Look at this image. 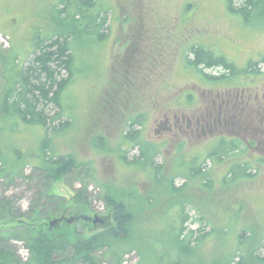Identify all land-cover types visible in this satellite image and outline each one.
Returning <instances> with one entry per match:
<instances>
[{"label":"rangeland","instance_id":"rangeland-1","mask_svg":"<svg viewBox=\"0 0 264 264\" xmlns=\"http://www.w3.org/2000/svg\"><path fill=\"white\" fill-rule=\"evenodd\" d=\"M60 4L0 0V56L27 62L38 30L67 32L77 67L63 93L70 124L50 144L81 167L48 178L35 168L39 126L0 132L10 164L18 163L16 148L35 161L0 175V198L11 199L14 218L77 239L114 224L110 202L124 201L132 235L122 245L130 246L122 264H264V10L245 21L225 0H96L95 12L108 19L99 38L63 24ZM195 46L227 66H192ZM4 68L0 60V94ZM139 115L136 142L126 133ZM222 139L239 147L212 154ZM82 191L87 207L79 212L73 200ZM57 218L63 219L52 223ZM181 223L185 232L201 225L200 233L214 232L176 263ZM15 225L1 242L26 261L30 251L17 234L24 227ZM97 255L114 264L106 247Z\"/></svg>","mask_w":264,"mask_h":264},{"label":"trees","instance_id":"trees-1","mask_svg":"<svg viewBox=\"0 0 264 264\" xmlns=\"http://www.w3.org/2000/svg\"><path fill=\"white\" fill-rule=\"evenodd\" d=\"M95 1L60 0L61 4L56 7L55 11L62 16L63 24L72 22L77 27L81 26L80 29L85 33L102 38L106 36L108 30V19L105 14L95 12ZM225 1L229 11L240 15L245 21H250L258 10H264V0ZM40 33L43 32L38 30L32 37L35 39V47L27 62L20 63L16 54L0 56V60L5 65L3 75L6 79V86L0 94V132L5 128L15 131L19 123L24 126H39L44 134L40 143V152L35 157L37 161L35 168L48 178L58 179L82 166L76 164L69 155L57 154L50 144L52 136L70 124L69 120L63 119L66 117L63 93L77 67L67 32H50L47 35ZM192 53L193 57L188 61L196 68L226 65L224 59L214 56L211 50H203L195 46ZM25 62L26 65H24ZM200 71H202L201 68ZM206 76L211 80L223 77L210 74ZM130 121L127 137L138 142L136 138L138 132L135 127L142 124L143 116L139 115ZM99 138L97 142L101 144ZM222 140L212 154L219 153L220 155L222 152L228 154L227 150L239 147V142L235 139L234 141ZM14 153L18 158L16 165L8 162L6 156L8 153L4 154L0 147V164L3 167L0 170L1 176L14 175L19 169L35 162L34 157H24L17 148L14 149ZM240 166L244 168L245 174L247 167L243 164ZM88 169L83 167L86 172ZM193 170L202 171L201 167H194ZM232 171L231 174H234ZM82 195L83 191L76 193L73 200L79 212H84L87 207V200ZM110 203L114 224L87 237L71 239L66 233L57 234L53 229L45 226L44 222H36L33 219L30 222L17 221L14 218L15 209L11 199L0 198V264H102L97 252L104 247H106L108 258L114 259V264H122V258L130 251V246L128 248L122 245L131 241V208L126 207L124 201ZM181 212V222L184 223L187 217L183 216L184 208ZM14 222L15 226L24 227V231L17 234H20V237L27 242L30 258L26 261L22 260L13 250L3 246L4 243L1 242L4 239L2 233L7 230L8 225H13ZM182 223L178 230L179 233L175 236V246L179 251L177 259L176 257L174 259L176 263L178 260L181 261L184 249L192 251L198 248L214 232L211 229L206 233H200L203 229L202 225L198 230L190 229L185 232V226ZM243 233L245 232L243 231L240 237H243ZM72 235H76V232L73 231ZM261 257V262L264 263V256ZM256 258L260 260L259 255ZM243 262L239 260L232 264H243Z\"/></svg>","mask_w":264,"mask_h":264},{"label":"water","instance_id":"water-1","mask_svg":"<svg viewBox=\"0 0 264 264\" xmlns=\"http://www.w3.org/2000/svg\"><path fill=\"white\" fill-rule=\"evenodd\" d=\"M62 218H57V219H55V220H53L52 221V223H54V222H58V221H60ZM72 219V218H71Z\"/></svg>","mask_w":264,"mask_h":264},{"label":"flooded vegetation","instance_id":"flooded-vegetation-1","mask_svg":"<svg viewBox=\"0 0 264 264\" xmlns=\"http://www.w3.org/2000/svg\"><path fill=\"white\" fill-rule=\"evenodd\" d=\"M140 125H141V124H140ZM136 138L139 139L138 137H136ZM62 219H63V218H62ZM62 219H61V220H62Z\"/></svg>","mask_w":264,"mask_h":264}]
</instances>
